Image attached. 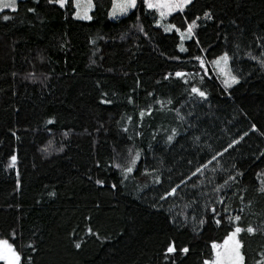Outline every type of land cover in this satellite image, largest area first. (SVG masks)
<instances>
[{
    "label": "trees",
    "instance_id": "1",
    "mask_svg": "<svg viewBox=\"0 0 264 264\" xmlns=\"http://www.w3.org/2000/svg\"><path fill=\"white\" fill-rule=\"evenodd\" d=\"M93 4L91 20L74 18L72 0L63 8L49 0H19L17 12L0 13V238L12 242L15 231L18 250L32 264H203L211 258V242H221L230 227L198 220L206 203L224 196L226 204L216 205L221 212L226 206L242 216L241 226L260 230L241 234L247 264H255L264 252V177L257 178L264 173V68L246 53L261 52L264 0H193L183 13H173L167 21L182 28L200 17L199 44L185 41V53L177 47L179 34L158 28L152 11L139 3L116 19L109 18L112 0ZM205 11L213 19H205ZM223 51L236 54L234 66L243 73L241 84L227 92L211 65L201 82L210 93L207 101L190 97L189 86L174 75L164 79L175 71L200 72L193 57L212 59ZM176 55L179 60L169 58ZM105 98L112 103H102ZM149 106L151 114L141 118ZM252 124L259 131L251 132ZM173 128L179 135L168 144ZM244 132L249 135L218 158L226 171L214 161L177 196L159 200ZM128 149L142 154L124 179L111 165H126ZM233 165L244 175L212 193L234 174ZM170 244L176 251L166 259Z\"/></svg>",
    "mask_w": 264,
    "mask_h": 264
},
{
    "label": "snow or ice",
    "instance_id": "2",
    "mask_svg": "<svg viewBox=\"0 0 264 264\" xmlns=\"http://www.w3.org/2000/svg\"><path fill=\"white\" fill-rule=\"evenodd\" d=\"M49 3L58 4L60 7H65L69 0H49ZM138 3L142 6L145 11L151 10L153 13V18L155 25L158 28H162L165 33H178L180 43L177 45L179 52L185 53L188 49L184 46L185 41H195L196 44H199V39L197 36V28L199 27L198 21L200 17L197 16L196 18L192 19L190 22L186 23L185 27H178L176 24L173 23H165L168 17L172 16L173 13H183L186 8H188L192 3L193 0H114L113 3V10L111 16L115 17L119 13V15H126L130 10L137 9ZM19 0H0V13L5 12L6 10H10L11 12L15 13L19 10ZM72 5L75 9L74 18L82 19V20H91L92 16L89 14L93 7V0H72ZM28 12H35L34 8L27 9ZM203 16L207 20L213 19L211 11H205ZM3 20L8 21L11 20L13 17L9 15H3ZM139 20V17L137 18ZM187 19V18H186ZM138 30L142 32L145 36H148V32L144 29L142 25L138 27ZM260 38L258 37L257 40ZM261 48V52L259 55H254L251 51L247 52L246 55L250 57L251 60L257 61L261 68H264V43H260L258 45ZM237 49H239V45H237ZM201 51H204L201 49ZM170 59L179 60V55L169 57ZM199 66L200 72L203 75H200V72H188V71H175L173 73H168L165 75L164 79H171L173 75L176 78H179L184 82L185 85H188V95L190 97L198 98L202 101H207L210 93L204 90V84L201 83L205 80L206 77L209 76V65H211V71L215 73V78H218L220 84L222 85V89L224 91H228L233 89L234 86L240 85L243 73L235 68V60L236 54L233 53L232 55L229 54L228 51H223L221 54L215 56L212 59H207L205 56L197 55L193 57ZM31 76V74H30ZM195 82V83H194ZM139 83V82H138ZM231 95L230 92H228ZM108 93H103L104 97H107ZM149 96H153V93H149ZM104 104H111L112 101L110 99H103L101 101ZM129 102H132V98L129 97ZM156 103L163 105V100H157ZM168 104L172 105L173 100L168 99ZM145 111H148L151 114V107L149 106L147 109H142L139 113L140 117H144ZM189 115H191L189 113ZM131 120V117H129ZM49 124H52L53 121L49 120ZM124 131L127 132L128 129L124 128ZM251 132H257L259 129L257 128L256 124L251 125ZM64 135H68V133H64ZM179 135V132L176 128L171 129V134L167 135L166 142L171 144L174 139ZM249 135V132H244L243 135H240L239 138H233L230 142L227 143L226 146L222 147V150H217L214 154L211 155V158L208 159L206 162H201L197 166H195L194 171L190 172V175H187L185 178H182L178 184L171 187L169 190H165L162 195L159 196L160 201H167L170 197H174L178 195V191L181 190V186L187 187L188 183L192 181L193 177H196L198 174L202 175L204 171L208 168L210 164L214 161L217 162V167L221 170L226 171L223 169V165L219 164L218 158L223 159L224 155L229 153L230 150L234 149L235 146H238L241 141L244 140L245 137ZM264 135V133H261ZM199 140V137L195 138ZM51 144V141L49 142ZM151 147V145H149ZM47 150V149H46ZM61 151L63 149H60ZM130 159L126 165H122L120 163H113L111 167L119 169L121 175L124 179H127L128 175L133 173L136 169L137 162L141 159L142 150L140 149H128ZM264 155V153H262ZM10 167H15L17 162V156L14 154L10 158ZM189 164H192V161H188ZM100 162L97 161L96 167L99 168ZM233 172L234 174H228L227 178L223 180L222 184H216L213 189L212 193H220L223 189L229 188L231 184H234L238 181V178L243 176L244 173L237 170L236 166L233 165ZM216 168H213V171H216ZM155 172V169L152 170ZM145 174H148V170H145ZM19 176V173H17ZM264 177V173H257V178ZM124 179H121L120 183H124ZM154 183L160 184L161 179L159 176H155ZM17 186H20V180L17 179ZM96 184L103 186L105 181L103 179H97L95 181ZM261 187L259 191L264 193V179H260ZM113 189L117 188V184L113 183L111 185ZM192 188H196L197 185L195 183L191 184ZM143 191V189H140ZM54 195V194H53ZM211 195V194H206ZM243 200V197H241ZM195 201L190 202L188 205L189 207L192 206ZM225 205L226 199L224 196H219V198L215 200H211L209 203L204 205V216L200 217L198 220L199 225H204L207 222V219L210 218L214 221L216 226H221L223 222H227L230 227V231L227 232L226 236L223 238L222 242H217L213 240L211 242V249L212 255L211 258L205 259L203 264H247V255L245 251V244L241 239L242 233L248 234H256L260 230L256 227H253L251 224H248L246 227L242 225V216L239 214L233 215L229 212V209L225 206L223 208V212L220 211L216 207V205ZM153 208L156 205H152ZM163 207V205H161ZM196 210L194 209V212ZM241 212L243 209L240 210ZM211 214L209 217L208 214ZM194 224H196L198 216L193 215L191 217ZM185 221H187V216H185ZM89 234L97 235L94 233L92 228L89 227L87 229ZM12 242H10L9 238H0V261L3 264H25V260L27 264H32V257L27 256L25 257L23 252L18 250L17 245L15 243V236L16 233L13 231L11 234ZM28 247L35 251V247L33 245H28ZM75 247L79 249L81 247V243H75ZM176 248L174 245H169L166 249L165 258L167 259V254L174 253ZM183 253H188L189 249L184 247L181 249ZM260 258L255 260V264H264V252H261Z\"/></svg>",
    "mask_w": 264,
    "mask_h": 264
},
{
    "label": "rangeland",
    "instance_id": "3",
    "mask_svg": "<svg viewBox=\"0 0 264 264\" xmlns=\"http://www.w3.org/2000/svg\"><path fill=\"white\" fill-rule=\"evenodd\" d=\"M113 3H114V0H112V7L110 8V10H109V18L110 19H116V18H118V17H121V16H123V15H119V13L117 14V16H115V17H113V16H111V13H112V10H113ZM90 15H91V12L89 13ZM169 18V17H168ZM167 18V19H168ZM165 23H169L167 20L165 21ZM223 241V240H222ZM221 241V242H222Z\"/></svg>",
    "mask_w": 264,
    "mask_h": 264
}]
</instances>
